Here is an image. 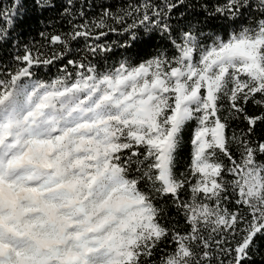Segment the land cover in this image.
I'll return each instance as SVG.
<instances>
[{
  "label": "snow or ice",
  "instance_id": "6c2138e0",
  "mask_svg": "<svg viewBox=\"0 0 264 264\" xmlns=\"http://www.w3.org/2000/svg\"><path fill=\"white\" fill-rule=\"evenodd\" d=\"M29 5L55 7L14 0L0 9V40ZM180 9L186 0H137L122 14L103 8L91 25L69 20L66 33H40L60 52L26 47L0 76V264H253L264 255V113L246 110L264 107V0H224L195 22ZM72 11L65 0L61 16ZM129 17L120 48L158 33L165 50L92 63L113 51L91 42L107 35L106 20ZM216 19L231 26L226 39L202 32ZM80 38L81 58L35 77ZM234 120L245 127L229 135Z\"/></svg>",
  "mask_w": 264,
  "mask_h": 264
},
{
  "label": "trees",
  "instance_id": "16d2710c",
  "mask_svg": "<svg viewBox=\"0 0 264 264\" xmlns=\"http://www.w3.org/2000/svg\"><path fill=\"white\" fill-rule=\"evenodd\" d=\"M137 0H73V11L71 17H62V5L65 0H53L55 7L49 10H32L29 5L28 14L22 18L18 17L19 22L16 23L14 29L10 31L5 40H0V76H6L9 71H14L17 67L15 57L17 55H23L25 48L31 49L33 55L39 54L42 58H48L54 53L61 51V48L56 45H52L41 36L40 33L58 34L66 33L70 30L69 20H73L75 24H81L88 22L90 25L93 21L100 18L103 8H109L110 11L115 14H122V10L128 9L130 5H135ZM141 3L144 0H140ZM151 3L163 4V0H149ZM224 0H186V10L180 9L187 19L193 22L200 20L203 21L206 15L205 8L208 12H212L217 3H223ZM14 0H0V9H6L12 11V5ZM83 11L85 15L81 17L78 15L80 11ZM173 18L177 17L178 13L174 12ZM134 17L127 18L122 24H118L115 20L108 18L106 25L111 28L117 29L116 32H110L108 27L103 29L107 33L105 37H101L98 40L91 41L92 43L107 44L112 46L113 51L110 54L97 56H89L88 59L92 63H99L100 65L113 64L115 61L121 59L122 56H130L137 60L139 58H147L149 55H154L158 50H165L166 41L161 39L160 34H155L153 39L138 43L130 48L127 52L120 48L119 45L124 43L123 28L133 22ZM247 22V21H245ZM2 23V21H0ZM202 32L205 35L219 36L226 39L228 32L232 30L227 21L216 19L211 21L209 26L202 27ZM94 33L99 31L93 29ZM143 32V29H140ZM202 39V37H201ZM85 40L80 38L78 42H72L70 44V52L65 53V59L55 61L53 65H38L33 68L35 77L37 79H50L58 74V69L67 62V59L76 58L79 59L83 55V49L85 47ZM211 43V40L207 41ZM69 71H72L70 68ZM256 99H260L259 96ZM225 108L227 107V101H224ZM247 112L250 115H259L264 113V107L255 106L252 103L247 105ZM223 116H227L226 111L222 112ZM229 135L233 132L237 134L245 127L239 120L230 121ZM195 127V121L189 123L185 133V140H190L191 130ZM257 135L264 136V124L257 126ZM255 139V137H253ZM191 148L189 144H185L180 152L179 163L180 170L186 166V160L189 157ZM264 160V157H259ZM227 176V174H226ZM171 220L177 218L174 210H170ZM182 223V221H181ZM253 264H264V255H257L253 258Z\"/></svg>",
  "mask_w": 264,
  "mask_h": 264
}]
</instances>
